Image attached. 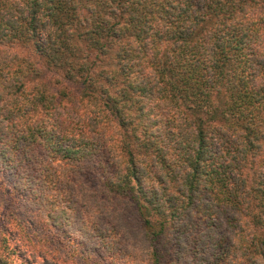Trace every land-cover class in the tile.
Returning a JSON list of instances; mask_svg holds the SVG:
<instances>
[{
	"label": "trees",
	"instance_id": "1",
	"mask_svg": "<svg viewBox=\"0 0 264 264\" xmlns=\"http://www.w3.org/2000/svg\"><path fill=\"white\" fill-rule=\"evenodd\" d=\"M0 173L49 264H264V0H0ZM119 203L148 252L119 247Z\"/></svg>",
	"mask_w": 264,
	"mask_h": 264
},
{
	"label": "rangeland",
	"instance_id": "2",
	"mask_svg": "<svg viewBox=\"0 0 264 264\" xmlns=\"http://www.w3.org/2000/svg\"><path fill=\"white\" fill-rule=\"evenodd\" d=\"M72 117V116H71ZM73 118V117H72ZM75 120L78 119L75 117ZM0 193L2 192V187L7 186L12 188L10 199L5 198L4 200H0V230L5 229V231H0V254L5 255L6 253L10 255L11 259L8 260L10 264H49L52 263L50 258H45V256L37 257L35 250L37 247L34 245L29 246L25 249V247H18L19 244L17 243V239L21 238L17 230L10 229L14 222H19L21 224H30L31 227L37 229L36 232L40 235L45 234L47 231L45 228H49V224H47V218L43 215L42 212L33 209L31 205V201L27 199L25 195L20 193L19 185L14 187L15 179L10 176L9 173H0ZM97 182L92 181H84L78 185L76 190V194L82 200L84 206H86L90 201H94L98 204L100 210H104L108 208L111 204L109 200H103L102 197L98 195V186ZM96 189V191H94ZM3 193V192H2ZM4 195V194H3ZM26 198V199H22ZM118 211L115 214H111L108 219V223L111 225H118L121 230L118 231V240H119V247L122 246L124 249L130 248L132 250L139 249L148 252L151 248L149 242H145L142 239V229H141V221L138 218V215L131 210L125 209V204H120L116 206ZM4 223H7V227H4ZM60 231L48 232L50 235V240H55L58 242V239L63 236L65 238L66 243H70L68 238H73V240H80L82 238V233L76 230V226H63L60 228ZM15 233L12 237L11 234ZM32 233V232H31ZM71 233V234H70ZM67 234V236H65ZM16 236V240L13 239ZM4 237L9 238L11 243L9 245L2 244ZM62 239V238H61ZM33 243H39L38 240L33 238ZM90 243V242H89ZM54 245L58 246V244L54 243ZM54 245H49V248ZM92 245V243H91ZM94 245V244H93ZM2 251V252H1ZM164 257L162 258V262H167V249L164 247L160 248ZM100 255L99 252H97ZM148 260V259H147ZM145 261V263L147 262ZM136 261L132 257L128 258H120V259H107L103 264H135Z\"/></svg>",
	"mask_w": 264,
	"mask_h": 264
},
{
	"label": "flooded vegetation",
	"instance_id": "3",
	"mask_svg": "<svg viewBox=\"0 0 264 264\" xmlns=\"http://www.w3.org/2000/svg\"><path fill=\"white\" fill-rule=\"evenodd\" d=\"M8 260L15 261V259H11L10 255L7 253L5 255L0 254V264H10Z\"/></svg>",
	"mask_w": 264,
	"mask_h": 264
}]
</instances>
